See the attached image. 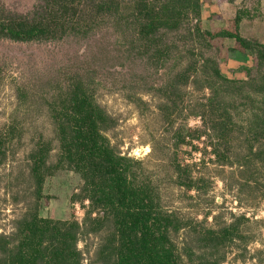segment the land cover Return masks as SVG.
<instances>
[{
	"label": "rangeland",
	"instance_id": "rangeland-1",
	"mask_svg": "<svg viewBox=\"0 0 264 264\" xmlns=\"http://www.w3.org/2000/svg\"><path fill=\"white\" fill-rule=\"evenodd\" d=\"M37 1L0 3L13 16ZM63 1L68 18L84 15L86 32L62 30L45 43L0 39V264L42 237L57 246L56 232L76 238L78 254L65 248L71 264H118L114 219L71 157L65 118L81 94L134 187L182 223L173 240L184 261L264 264V68L235 41L206 35L235 31L245 11L240 35L263 44L264 0H154L180 17L164 36L166 56L138 36L135 0L115 3V16L99 10L101 0ZM34 220L45 227H29ZM225 229L232 236L222 239ZM210 231L218 232L213 246L193 253L195 232Z\"/></svg>",
	"mask_w": 264,
	"mask_h": 264
},
{
	"label": "trees",
	"instance_id": "trees-1",
	"mask_svg": "<svg viewBox=\"0 0 264 264\" xmlns=\"http://www.w3.org/2000/svg\"><path fill=\"white\" fill-rule=\"evenodd\" d=\"M101 1L99 10L103 14L115 16L113 7L115 8V3L118 4L119 0ZM62 3L63 0H38L27 14L13 16L3 10L0 3V39L20 43H45L58 39V35L60 39L63 38L66 32L79 34L81 30L85 31L87 25L79 21L84 15L78 17L77 13L73 12L72 17H76V20L68 18L67 12L70 10L68 11L65 5L62 7ZM134 3L135 13L131 17L137 26L138 36L153 44L155 49L159 51L163 49L162 55H169L171 48L163 46L164 36L175 33L180 27V17L176 9L165 2L160 6L154 0H135ZM60 12L64 14L61 18ZM245 14L247 13L243 11L237 15L235 31L220 30L215 34L206 35L210 39L223 38L235 41L241 47L242 53L248 51L255 54L259 64L264 68V43L252 45V42L240 35L239 25ZM55 28L60 32L57 29L55 31ZM247 72L250 76L252 70L249 69ZM73 99L65 118L69 124L68 130L72 133L71 157L76 158L75 168L78 173H82L86 185L90 187L92 199L100 203L114 219L119 236L116 250L118 264H192L190 261H184L173 240L174 235L179 233L182 223L164 211L158 204L159 197L148 195L147 188L143 190L134 187L135 176L126 160L119 156L115 157L103 145L98 119L88 96L81 94L80 97L75 96ZM38 170L36 166L33 172L37 173ZM41 183L38 182L39 187ZM43 223L34 220L32 224L30 222L29 227H45ZM228 233L230 230L225 229L221 233L222 239H226ZM195 234L197 245L195 248L191 247L193 253H196L195 250L204 251V248L213 246L212 240L217 239H211V236L217 237L218 232ZM43 238H40L37 244H34L37 240H32L34 245L27 253H24L20 246L15 248V252L14 247L8 250L6 254L10 256H7L6 264L72 263L70 258L74 255H69L65 248H70L76 253V247H73L76 238L67 235L62 237L56 232L55 238H60V241L55 247L52 244L44 245ZM214 245H219V242ZM48 254L49 256H46Z\"/></svg>",
	"mask_w": 264,
	"mask_h": 264
}]
</instances>
